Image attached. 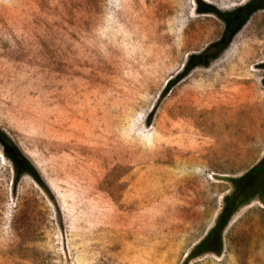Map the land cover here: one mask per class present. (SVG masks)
I'll use <instances>...</instances> for the list:
<instances>
[{
	"label": "rangeland",
	"instance_id": "rangeland-1",
	"mask_svg": "<svg viewBox=\"0 0 264 264\" xmlns=\"http://www.w3.org/2000/svg\"><path fill=\"white\" fill-rule=\"evenodd\" d=\"M0 130V264H264L257 198L187 260L264 160V0H0Z\"/></svg>",
	"mask_w": 264,
	"mask_h": 264
},
{
	"label": "trees",
	"instance_id": "trees-1",
	"mask_svg": "<svg viewBox=\"0 0 264 264\" xmlns=\"http://www.w3.org/2000/svg\"><path fill=\"white\" fill-rule=\"evenodd\" d=\"M206 12L211 13L209 8ZM228 32L226 33L227 37ZM225 42L217 45L218 51L224 49ZM215 48L210 47L200 56H192L189 59L190 66L185 70L188 72L197 63L200 64L203 59L210 57V53ZM192 66V67H191ZM184 72V73H185ZM170 85V82L168 83ZM0 144L4 149L6 157L13 163L16 170L17 179L24 175L35 177L33 168L24 158L21 152L12 144V142L0 130ZM234 190L225 200L224 207L220 213L216 226L207 234L205 239L196 245L187 257V260L197 259L207 254L220 255L222 251V234L233 215L252 199H259L264 202V160L254 167L245 176L232 180Z\"/></svg>",
	"mask_w": 264,
	"mask_h": 264
}]
</instances>
